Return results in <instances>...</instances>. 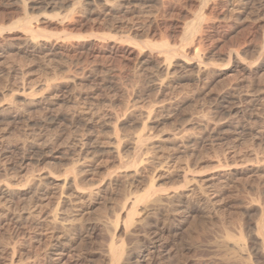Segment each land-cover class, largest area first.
<instances>
[{"label":"rangeland","instance_id":"obj_1","mask_svg":"<svg viewBox=\"0 0 264 264\" xmlns=\"http://www.w3.org/2000/svg\"><path fill=\"white\" fill-rule=\"evenodd\" d=\"M0 30V264H264V0H0Z\"/></svg>","mask_w":264,"mask_h":264},{"label":"bare ground","instance_id":"obj_2","mask_svg":"<svg viewBox=\"0 0 264 264\" xmlns=\"http://www.w3.org/2000/svg\"><path fill=\"white\" fill-rule=\"evenodd\" d=\"M25 1V0H24ZM94 4V3H93ZM1 30H3V29H1ZM0 30V31H1ZM194 43H195V46H194V49H193V51H194V55L198 58V59H200V49H202V39H199V38H197V39H193V41H192V45H194ZM226 103L227 101H226V99L225 98H223L221 101H220V104H223V103ZM226 108V115H227V117H232V114H233V112L234 111H236L238 108H236V106H234V105H232V104H230L228 107H225ZM245 112L246 111H244V114H245ZM117 149H118V153H119V146H117ZM27 158H26V156H23L20 160H19V162L22 164L25 160H26ZM136 164V163H135ZM136 166V165H135ZM153 184L150 186V189L149 190H152L153 189ZM144 201V199H143V197L142 196H137L136 197V201L134 202V205H133V208H132V213H130L128 216L130 217L129 218V221L128 222H125L123 225H124V228H128V226L132 223V217L134 216V215H136L137 214V210H136V207H137V204L140 202V201ZM258 225V224H257ZM130 227V226H129ZM258 227V226H257ZM261 229H263L264 230V228L262 227ZM263 230H261V231H263ZM255 233H257V232H255ZM260 233V232H259ZM264 233V232H263ZM261 243L264 245V237H263V240L261 241ZM123 245H124V243H123ZM260 245V244H259ZM262 246V245H261ZM123 247H121L120 249H122ZM259 249H260V247H258ZM263 248V247H262ZM261 248V249H262ZM115 249H117V248H115ZM124 249V248H123ZM256 249V248H255ZM258 249V250H259ZM114 250V249H113ZM125 250V249H124ZM117 251V250H116ZM120 251V250H119ZM118 251V252H119ZM131 251V250H130ZM259 252V251H258ZM257 252V253H258ZM262 252V251H261ZM264 252V251H263ZM120 254H124V251L121 253V252H119ZM131 253V252H130ZM116 254V253H115ZM135 254V253H134ZM140 254V253H139ZM264 254V253H263ZM126 255V254H125ZM133 255V254H132ZM132 255L131 254H128V255H126L127 256V261H129V259H131L132 258ZM257 255V254H256ZM122 256V255H121ZM136 257V256H135ZM140 258V257H139ZM262 258V257H261ZM138 259V258H137ZM132 260V259H131Z\"/></svg>","mask_w":264,"mask_h":264}]
</instances>
